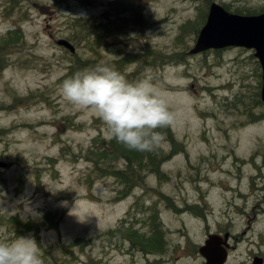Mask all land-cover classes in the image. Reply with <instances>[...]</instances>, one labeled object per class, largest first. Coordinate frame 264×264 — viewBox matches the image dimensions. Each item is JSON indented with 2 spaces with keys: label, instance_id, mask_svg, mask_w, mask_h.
Masks as SVG:
<instances>
[{
  "label": "rangeland",
  "instance_id": "rangeland-1",
  "mask_svg": "<svg viewBox=\"0 0 264 264\" xmlns=\"http://www.w3.org/2000/svg\"><path fill=\"white\" fill-rule=\"evenodd\" d=\"M215 1L233 0H136L138 16L126 0H0V39L20 25L18 39L0 42V239L16 232L14 215L43 224L50 214L62 218V241L60 249L41 251L43 264H143L111 249L126 250L122 241L106 242L119 219L150 213L159 219L155 229L186 233L193 218L211 222L210 214L228 212L232 185L244 187L259 173L253 161L260 165L264 155V120L251 124L245 102L256 98L258 84L232 72L229 54L221 63L215 55L189 54ZM251 3L264 0L241 6ZM59 39L74 43L80 57L98 53L109 65L126 58L133 82L149 78L164 96L175 124L162 146L159 178L142 170L132 191L96 169L90 148L98 160L111 140L101 120L62 99L59 88L75 56ZM243 88L253 99L240 95ZM20 174L26 177L18 186ZM132 222L125 226L134 228ZM43 234L44 246L53 248L57 232Z\"/></svg>",
  "mask_w": 264,
  "mask_h": 264
},
{
  "label": "clouds",
  "instance_id": "clouds-1",
  "mask_svg": "<svg viewBox=\"0 0 264 264\" xmlns=\"http://www.w3.org/2000/svg\"><path fill=\"white\" fill-rule=\"evenodd\" d=\"M59 92L67 104L101 120L107 138L129 150L161 148L165 137L158 129L175 124L174 112L151 79L130 82L104 62L64 79ZM0 264H43L41 247L31 236L0 239Z\"/></svg>",
  "mask_w": 264,
  "mask_h": 264
},
{
  "label": "flooded vegetation",
  "instance_id": "flooded-vegetation-1",
  "mask_svg": "<svg viewBox=\"0 0 264 264\" xmlns=\"http://www.w3.org/2000/svg\"><path fill=\"white\" fill-rule=\"evenodd\" d=\"M247 51L248 58L262 76V65L254 51ZM260 104V114L264 116V104ZM261 158L260 165L253 161L258 175L250 176L246 186H236L234 197L228 201V212L210 214L211 222L207 216L193 218L191 231L186 233L184 229H167L163 234L143 229L142 235L134 234L133 239L120 230L106 236L122 241L129 246V251L137 253L141 249L143 257L129 252L135 263L205 264L207 260L201 249L212 235L215 249L210 255L215 264H221V256L225 258L223 264H264V155Z\"/></svg>",
  "mask_w": 264,
  "mask_h": 264
},
{
  "label": "trees",
  "instance_id": "trees-1",
  "mask_svg": "<svg viewBox=\"0 0 264 264\" xmlns=\"http://www.w3.org/2000/svg\"><path fill=\"white\" fill-rule=\"evenodd\" d=\"M127 2L129 3V6L127 8L128 12L134 13L137 16L141 15L142 7L136 8V4L134 0H127ZM82 26H86V25H82ZM18 31L20 30L16 29L15 32L13 33L9 32L7 35L3 36L1 38L2 40L0 39L2 46L7 45L11 37H15L16 39H18V37L20 36ZM126 61L127 59L122 57V59H119L118 61H113V65L117 67V70L122 75H124L127 80L131 79L132 81H134L133 79L134 75L129 72V69H125L126 65L128 64V62ZM100 62L105 63V60L98 53H96V55L92 58L75 56V59L66 68L64 79L72 76L74 73L84 68L93 66ZM158 131H160L163 136L166 135L164 131L162 130H158ZM99 150L101 151L98 154V160H96L93 146L90 148L91 154L93 156V163L95 164L96 169L98 171L104 169L112 176H115V178L121 181H125L131 178L127 182L128 185H131L130 183H133L135 177H137V175H139V173L142 170L150 173H154L159 176L160 166L163 162L162 159L166 157V156L160 157V154L166 151L164 150L163 147L157 149L159 150V153L157 154L154 152H139L135 150H129L127 147H125L121 143H118L117 141H113L112 145L110 143L106 144L103 148ZM102 151L105 152L103 153ZM165 154L166 152L164 153V155ZM111 155H114V157H111ZM157 159L159 160L156 161ZM121 161H124L123 162L124 168L118 166ZM116 164H118L117 169H115ZM100 165H105V166L104 168L102 167L100 169L97 168Z\"/></svg>",
  "mask_w": 264,
  "mask_h": 264
},
{
  "label": "water",
  "instance_id": "water-1",
  "mask_svg": "<svg viewBox=\"0 0 264 264\" xmlns=\"http://www.w3.org/2000/svg\"><path fill=\"white\" fill-rule=\"evenodd\" d=\"M250 26L245 19H235L223 9L214 5L207 25L201 32L197 48L199 50L209 47H220L226 45H237L245 41L249 34ZM75 52L73 45L66 40L59 42Z\"/></svg>",
  "mask_w": 264,
  "mask_h": 264
}]
</instances>
